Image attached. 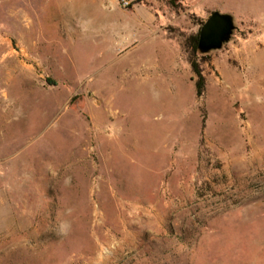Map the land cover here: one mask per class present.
I'll return each mask as SVG.
<instances>
[{"label": "rangeland", "instance_id": "374dc122", "mask_svg": "<svg viewBox=\"0 0 264 264\" xmlns=\"http://www.w3.org/2000/svg\"><path fill=\"white\" fill-rule=\"evenodd\" d=\"M133 3L0 0V264H264V0Z\"/></svg>", "mask_w": 264, "mask_h": 264}, {"label": "water", "instance_id": "95a60500", "mask_svg": "<svg viewBox=\"0 0 264 264\" xmlns=\"http://www.w3.org/2000/svg\"><path fill=\"white\" fill-rule=\"evenodd\" d=\"M236 30L235 18L228 12H211L198 31L197 54L205 56L221 50L229 43Z\"/></svg>", "mask_w": 264, "mask_h": 264}, {"label": "trees", "instance_id": "16d2710c", "mask_svg": "<svg viewBox=\"0 0 264 264\" xmlns=\"http://www.w3.org/2000/svg\"><path fill=\"white\" fill-rule=\"evenodd\" d=\"M172 2V1H171ZM203 23H201L200 25H202ZM197 41H198V32L189 37L185 42H186V46L187 48L190 50V54H191V60H190V66L192 69V72L196 78L195 80V94L197 98H200L203 95L204 92V84H205V80L204 77L202 75L200 66H199V60L202 59V57H199V55L197 54Z\"/></svg>", "mask_w": 264, "mask_h": 264}, {"label": "crops", "instance_id": "0c3cea01", "mask_svg": "<svg viewBox=\"0 0 264 264\" xmlns=\"http://www.w3.org/2000/svg\"><path fill=\"white\" fill-rule=\"evenodd\" d=\"M16 165L17 166H28V160H18V161H16ZM2 165L0 164V167H1ZM20 172V171H19ZM18 172V174H20V175H18L17 174V176H21V174L22 175H24V173L22 172V170H21V173H19ZM3 197L4 198H6V192L3 190ZM3 204H6L5 202L3 203ZM119 246V245H118ZM121 249H118V250H116V252H118V251H120ZM100 260L101 259H96V260H94V261H92V262H90L89 264H97L98 262H100ZM102 260H104V259H102ZM102 262V264H105V262H106V264H107V260H105V262L104 261H101Z\"/></svg>", "mask_w": 264, "mask_h": 264}, {"label": "built area", "instance_id": "2783aa9c", "mask_svg": "<svg viewBox=\"0 0 264 264\" xmlns=\"http://www.w3.org/2000/svg\"><path fill=\"white\" fill-rule=\"evenodd\" d=\"M122 7L130 8L133 6V0H116Z\"/></svg>", "mask_w": 264, "mask_h": 264}]
</instances>
